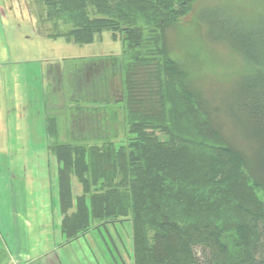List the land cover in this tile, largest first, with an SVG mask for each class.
I'll return each mask as SVG.
<instances>
[{"label": "trees", "instance_id": "obj_1", "mask_svg": "<svg viewBox=\"0 0 264 264\" xmlns=\"http://www.w3.org/2000/svg\"><path fill=\"white\" fill-rule=\"evenodd\" d=\"M191 2L32 0L41 36L81 46L110 32L122 47L67 61L65 118L46 115L60 230L71 243L127 222L133 264H264V17L230 4L197 9L206 41L248 68L214 109L168 46ZM220 113L249 152L225 136Z\"/></svg>", "mask_w": 264, "mask_h": 264}, {"label": "rangeland", "instance_id": "obj_2", "mask_svg": "<svg viewBox=\"0 0 264 264\" xmlns=\"http://www.w3.org/2000/svg\"><path fill=\"white\" fill-rule=\"evenodd\" d=\"M214 3L230 4L253 20L264 17V0H192L184 15L168 30L172 57L184 67L192 88L216 109L221 94L248 68L227 47L206 41L205 27L195 15L200 6ZM33 5L32 0H0V250L6 252L3 264L16 249L25 250L32 258L41 254L38 264H133L131 228L127 222L107 225L106 230H93L65 243L57 192L59 165L50 155L44 125L49 112L57 118L62 115L60 121L65 118L64 92L69 95L66 100L70 102L72 98L63 82L66 62L120 56L121 41L110 32L81 46L43 37ZM218 119L225 136L239 150L249 152L222 113ZM67 124L70 123L63 122L64 126ZM68 136L66 131L61 132L59 141L70 139ZM73 188L74 194L80 195L75 181ZM257 196L264 203L262 194ZM20 260L19 257L15 264H21Z\"/></svg>", "mask_w": 264, "mask_h": 264}, {"label": "crops", "instance_id": "obj_3", "mask_svg": "<svg viewBox=\"0 0 264 264\" xmlns=\"http://www.w3.org/2000/svg\"><path fill=\"white\" fill-rule=\"evenodd\" d=\"M45 119H46V117L44 118V125H45ZM45 130H46V127H45ZM41 256L42 255L39 254V255L34 256L32 258V257H30V256L27 255V252L25 250L16 249L15 251H13V254H12V252L9 253V258L7 260V264H15V261H17V259H19V257L21 259L20 260L21 261V264H35V263L38 264V261L41 259L40 258ZM22 257H24V258H22ZM86 264H91V262L86 261ZM94 264H99V263L98 262H95Z\"/></svg>", "mask_w": 264, "mask_h": 264}]
</instances>
